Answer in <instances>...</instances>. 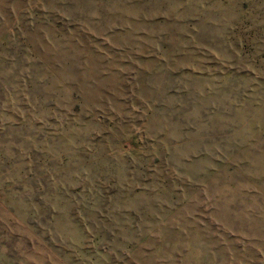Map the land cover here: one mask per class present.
I'll return each instance as SVG.
<instances>
[{
	"label": "rangeland",
	"instance_id": "1",
	"mask_svg": "<svg viewBox=\"0 0 264 264\" xmlns=\"http://www.w3.org/2000/svg\"><path fill=\"white\" fill-rule=\"evenodd\" d=\"M0 264H264V0H0Z\"/></svg>",
	"mask_w": 264,
	"mask_h": 264
}]
</instances>
